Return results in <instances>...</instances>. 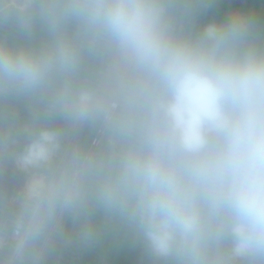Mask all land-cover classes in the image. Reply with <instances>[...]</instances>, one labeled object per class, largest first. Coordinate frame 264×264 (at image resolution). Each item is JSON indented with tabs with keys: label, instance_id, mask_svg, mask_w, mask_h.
<instances>
[{
	"label": "clouds",
	"instance_id": "9594fccd",
	"mask_svg": "<svg viewBox=\"0 0 264 264\" xmlns=\"http://www.w3.org/2000/svg\"><path fill=\"white\" fill-rule=\"evenodd\" d=\"M216 4L0 0V153L26 177L10 261L45 254L70 215L65 247L121 236L141 264H264V20H203ZM84 129L94 145L69 154Z\"/></svg>",
	"mask_w": 264,
	"mask_h": 264
},
{
	"label": "rangeland",
	"instance_id": "374dc122",
	"mask_svg": "<svg viewBox=\"0 0 264 264\" xmlns=\"http://www.w3.org/2000/svg\"><path fill=\"white\" fill-rule=\"evenodd\" d=\"M252 3L253 0L249 1V7L252 6L254 9L258 8L260 10H264V7L262 5H255L254 3L253 4ZM13 112L14 110L8 111V113L10 114H12ZM14 114L16 115L17 118H19L16 119L17 121H20L23 118L17 112H15ZM8 117L1 118L0 123L1 125L8 126L11 129L9 122L10 118ZM22 122L24 121L22 120ZM9 132L6 135H8ZM96 138H97V133L94 130L84 129L78 135L70 138L66 142V150L69 154H71L77 151L82 146H92L94 145ZM24 181L26 182V177L15 169V166L11 158L4 153H0V199L1 201H3V203L0 205L2 206V209H0L1 210L0 224L4 225L7 219L6 210H9L11 209V207H13L9 200L11 196L10 194L14 192L15 187L19 186L22 188ZM64 217H66V215L58 216L57 220L54 221V225L59 226L62 232V234L59 235L60 236L59 241H57L54 247L49 248L47 252L43 255H40L39 249H37L35 254L31 255L27 259H24L23 261L15 262L14 264H51L53 262L54 250L56 249L57 251V249L60 248L61 246L63 247V250L61 251V254L58 256V259L54 261V263L59 264V261L62 257L63 258L66 257L64 258L65 260H68L69 258L71 262L74 261L75 258L69 253V250L71 249L72 251H74L75 254H78L77 252L79 249L78 246L74 243L71 247H65L63 241L64 239L69 237L74 239L76 233L78 232L77 230L78 220L77 217L70 215H68V217L65 219ZM41 246H43V241L41 242ZM0 262L2 264H11L8 254V247L1 254Z\"/></svg>",
	"mask_w": 264,
	"mask_h": 264
},
{
	"label": "trees",
	"instance_id": "16d2710c",
	"mask_svg": "<svg viewBox=\"0 0 264 264\" xmlns=\"http://www.w3.org/2000/svg\"><path fill=\"white\" fill-rule=\"evenodd\" d=\"M249 1L251 0H217V4L209 11L203 20L206 21L208 19H221L226 15L228 10L233 8H240L246 11L260 10L258 8L254 9L252 6L249 7ZM253 3L255 5H262L264 7V0H253ZM259 19L264 20V10H260ZM13 110L14 112L12 114L17 112L23 117L19 122H22V120L26 121L28 119V110L23 103L14 104L9 109H7V111ZM3 117L8 116H5L3 111L0 110V119ZM14 118L19 119L15 114ZM1 126L3 125L0 123V137H3L9 131H11V129L8 126ZM2 203L3 201L0 199V205ZM67 217L68 215H66L64 219ZM77 220V230L79 231L82 218H77ZM56 238L57 241H59L60 236L58 235ZM77 246L79 248L77 251L78 254H75L71 249L69 250V253L75 258V260L71 262L69 258L68 260H65L64 258L66 257H62L59 261V264H141V262H139L138 251L131 245L129 241L121 236H108L100 244L90 248H82L79 245ZM62 250V246L58 248L57 251L56 249L54 250L53 262L51 264H55L54 261L58 259V256L61 254ZM142 264H147V262H142Z\"/></svg>",
	"mask_w": 264,
	"mask_h": 264
},
{
	"label": "built area",
	"instance_id": "2783aa9c",
	"mask_svg": "<svg viewBox=\"0 0 264 264\" xmlns=\"http://www.w3.org/2000/svg\"><path fill=\"white\" fill-rule=\"evenodd\" d=\"M26 182L24 181L22 188L21 187H15L14 192L10 194V203L13 207L11 209L6 210L7 212V219L4 223V225L0 224V260H1V254L5 251L7 247H9L10 243L12 242V234L10 230V223L11 221L15 218V215L19 211V204H18V198L23 192L24 186ZM0 216H1V210H0ZM15 262L18 261H11V264H14ZM0 264H2L0 262Z\"/></svg>",
	"mask_w": 264,
	"mask_h": 264
}]
</instances>
